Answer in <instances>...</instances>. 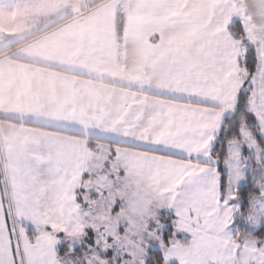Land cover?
Returning <instances> with one entry per match:
<instances>
[{
	"label": "snow or ice",
	"instance_id": "snow-or-ice-1",
	"mask_svg": "<svg viewBox=\"0 0 264 264\" xmlns=\"http://www.w3.org/2000/svg\"><path fill=\"white\" fill-rule=\"evenodd\" d=\"M0 264H264V0H0Z\"/></svg>",
	"mask_w": 264,
	"mask_h": 264
}]
</instances>
